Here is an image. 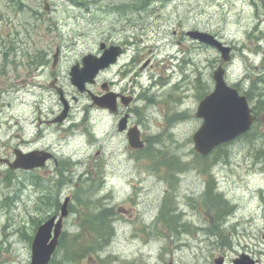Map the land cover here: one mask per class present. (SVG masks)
Masks as SVG:
<instances>
[{
    "label": "rangeland",
    "instance_id": "374dc122",
    "mask_svg": "<svg viewBox=\"0 0 264 264\" xmlns=\"http://www.w3.org/2000/svg\"><path fill=\"white\" fill-rule=\"evenodd\" d=\"M47 1L49 10L43 8L44 0H0V58L8 59L7 78L12 87L7 95L9 110L30 133L39 118H51L62 108L57 91L48 86L56 77L72 106L67 126H75L62 137L63 131L55 134L43 123L46 139L61 153L58 160L35 171L17 172L9 185L0 184V264H30L36 228L56 209L52 200L43 198L49 194L60 203L70 195L71 204L78 209L69 208L64 218L67 239L87 233L79 225L80 214L86 209L77 206V199L90 200V207H110L115 214L114 234L99 256L94 253L77 263L64 261V250L57 246L51 264H166L168 260L173 264H213L217 246L225 239L195 229L208 227L202 207L208 174L195 165L197 153L191 136L201 123L195 116L198 101L213 89L212 72L221 59L214 48L188 40L185 31H207L234 46L225 79L240 91L249 92L253 85L261 92L262 98L250 96L249 105L254 108L259 99L264 100V81L252 83L264 79L262 2L155 0L141 9L125 10L119 8L122 0ZM120 39L130 40L128 50L97 79L117 80V70L132 56L151 58L153 67L139 71L132 85L143 95L136 102L139 114L133 119L141 121L140 129L151 138L141 154L130 152L126 138L114 132V118L90 107L87 96L78 93L68 74L83 55H98L101 41ZM56 49L58 58L52 68ZM45 60L48 62L41 63ZM158 78L161 83L151 86ZM257 118L249 138L239 137L221 147L219 154L228 157L211 163L210 173L216 190L235 205L221 225L223 232L234 234L231 245L236 251L264 264V162L251 155L264 154V120ZM171 154L192 166L172 178L173 186L166 165L152 166L154 159ZM62 160L73 164L60 165L68 180L58 186ZM164 198L172 199L176 209L170 214L177 215L179 223H188L189 229L180 225V234L169 235L172 232L158 217ZM213 243L215 247L206 252L205 244ZM198 245L206 252L201 256L196 254ZM225 255L229 264L234 255Z\"/></svg>",
    "mask_w": 264,
    "mask_h": 264
},
{
    "label": "water",
    "instance_id": "95a60500",
    "mask_svg": "<svg viewBox=\"0 0 264 264\" xmlns=\"http://www.w3.org/2000/svg\"><path fill=\"white\" fill-rule=\"evenodd\" d=\"M187 34L193 39H198L217 48L223 62L230 60L231 48L223 45L213 35L199 30H190ZM118 53L119 50L115 46H110L104 50L100 57L92 54L84 55L82 57V67H79V64L71 67L70 79L72 84L80 91H83L85 83L94 82V77L98 71L115 61ZM212 77L214 88L197 105L195 115L201 118L202 122L192 135L193 148L202 156L207 155L216 146L229 142L247 132L255 119L246 96L240 94L236 88L226 83L222 66L213 71ZM90 96L94 104L98 106L105 105L109 109L114 110L115 99L107 98L104 101L103 98L92 93H90ZM65 111L59 119H62ZM125 122L126 117L120 122L119 129L125 127ZM128 140L130 146L134 148H141L143 145V142L139 139V131L136 127L129 129ZM50 156V154H40L37 151L19 155L13 167L25 169L40 167L45 164V161ZM68 202L69 197H66L61 206L60 217L56 222V216H52L38 226L31 244V264H47L49 261L58 243V237L62 229V217L67 215ZM248 258L247 255L241 256L234 263L255 264L252 259ZM216 263L220 264L221 259H216Z\"/></svg>",
    "mask_w": 264,
    "mask_h": 264
},
{
    "label": "flooded vegetation",
    "instance_id": "af4514ba",
    "mask_svg": "<svg viewBox=\"0 0 264 264\" xmlns=\"http://www.w3.org/2000/svg\"><path fill=\"white\" fill-rule=\"evenodd\" d=\"M109 44L120 45L122 47L121 57H123L126 51L128 50V46L131 44V42L130 40L120 39L117 41H113V40L109 41L108 45ZM140 61H141V57L132 56L129 60L125 61V64L122 65L117 70L116 72L117 80L97 79L94 84L87 86L93 93L98 94L103 98L108 96L110 98L115 99L116 104L114 107V111H110L109 109L104 107L100 109L98 108L100 111L114 118L113 127L115 133L124 136L127 140V129L135 125L138 126L140 130V137L145 142L144 143L145 145L142 149H134L130 147L127 143L126 147L133 154H141L142 151L146 150L148 143L150 142L151 139L150 137L145 136L143 131L140 129L141 121L133 119L135 114H139V111L136 108V102L142 99L143 95L141 92L135 91L132 85L136 84L137 78L140 75L139 71L143 70L144 68L153 67L151 59L146 58L145 61L142 63V65L139 67V69L136 70V66L139 64ZM46 62H48V60L41 61V63H46ZM7 64H8V60L6 58L4 59L3 57H1L0 58V184L3 185H6V183H8V178H11L17 172H28L23 168L13 167L14 163L16 162V158L19 155H24L32 151H39L41 154H51L50 161L56 162L58 160V155L61 153L58 152L55 143H53L52 141H48L46 139V134L43 133V128H42L43 123L45 124V127H47L49 130H52L55 134H57L58 131H63L64 135L62 137L65 136L66 132H68V129L72 128V124L67 126L68 120L70 119L71 116V108H72V106L69 105L68 111L66 113V117L63 121L57 122L55 120L56 117L59 115L58 114L60 112L59 110V112L54 113L51 118H47L44 120L39 118V124H37V128H33L32 131L27 134L25 127L19 124L18 120L13 119V116H15V114H13L12 116L11 115L12 112L9 110V108L11 107V103L7 101V95L11 91L12 87L8 85V78H7L8 70L6 67ZM52 68H55V65H52ZM108 69L109 68L104 69L102 72ZM128 76H130L129 78H127L128 82L122 83L123 79ZM155 81L156 82H154V84L161 83L159 78ZM50 85L53 86L51 87L53 89L58 87L56 77H54L48 83L49 87ZM81 95L88 97L87 93H82ZM72 98L76 99V97L74 96H72ZM123 117H127V122H126L127 129L120 131L118 128L119 121ZM48 162L46 163V165L48 164ZM57 213L58 212L54 208V212L50 214V216ZM231 235H233L232 232L223 234V236H227V237H231ZM192 236H196V233H193ZM206 247L209 250L214 248V246L212 245H206ZM197 249L198 251L196 254H199L200 256L203 253L209 251L206 250V252H203L202 248L199 245L197 246ZM218 250H219L218 257H221L223 259V264H228L226 259L227 256L225 255L226 252L234 255L231 258L229 264H232V261L234 260V258H236V256H238L241 253H244L243 251H236L233 246L223 247ZM214 258H213V262L215 264ZM255 260L256 262L259 261V259L257 258ZM166 264H173V263L171 260H168L166 261Z\"/></svg>",
    "mask_w": 264,
    "mask_h": 264
},
{
    "label": "trees",
    "instance_id": "16d2710c",
    "mask_svg": "<svg viewBox=\"0 0 264 264\" xmlns=\"http://www.w3.org/2000/svg\"><path fill=\"white\" fill-rule=\"evenodd\" d=\"M264 6V0H260ZM255 92L252 93L254 95ZM246 95L248 96V92H246ZM263 105L260 102H257L255 107L253 108V112L256 116L255 123L258 122V116L261 115V110H263ZM254 129L257 127L256 125L252 126ZM252 129V128H251ZM251 129L249 132L244 134L246 138H249V135L251 134ZM253 130V129H252ZM257 136L253 131V137L254 140H256ZM251 139V140H252ZM249 141L252 145H254V141ZM221 147H219L216 151L217 154H210L209 156L201 157L196 155V167L203 173L208 174V179L206 180V187L207 191L203 193V197L205 201V210L212 218H215L218 223L223 221L227 214H229L233 210V206L220 194V193H213L211 191V188L216 185L215 179L210 174V168L211 163H215L219 160L227 159L228 154H219V150ZM259 154H251L252 157L256 160H260L261 158H264V154H262L260 151H258ZM155 154H150L149 156L153 157ZM154 159V158H152ZM151 159V160H152ZM154 163L152 166L157 167L160 165H166L167 167V173L170 176V185L173 186V179L176 177V174L180 173L183 170H186L189 166L188 162L182 160L180 157L176 156L175 154L169 155L167 158H162V160L154 159ZM161 167V166H160ZM84 191V190H83ZM91 201L88 199H77V206L83 207L86 209L85 212L81 213L80 215V222L79 225L88 232V236H85V234H79L82 236H79L78 234H75L73 237L68 238L65 236H61L59 240V246H61L64 250V258L70 261H73L74 263H77L78 261L91 257L94 253H97L102 249V247L108 243L109 236L112 234V227H111V220H112V211L109 207H90ZM227 204V205H226ZM56 207H59V201L56 202ZM231 207V208H230ZM73 211H78L77 207L71 205L70 207ZM174 209V203L172 202L171 198H165L160 212H159V219H164L166 222H168V218L166 219V216L168 217L169 212ZM224 210V212H223ZM171 222L169 228H175V231H177L175 227V220L173 216L170 218ZM106 234V236H105ZM82 237V239H81ZM79 238L81 240H79ZM223 243H226L223 242Z\"/></svg>",
    "mask_w": 264,
    "mask_h": 264
},
{
    "label": "bare ground",
    "instance_id": "6f19581e",
    "mask_svg": "<svg viewBox=\"0 0 264 264\" xmlns=\"http://www.w3.org/2000/svg\"><path fill=\"white\" fill-rule=\"evenodd\" d=\"M28 84V83H27ZM153 90H151V92H152ZM25 119V118H24ZM23 119V120H24ZM227 205V204H226ZM103 208V207H102ZM231 208V207H230ZM223 212H224V210H223ZM225 213V212H224ZM59 216V214H56V217H58ZM181 227L179 226V227H177L176 229H177V231H178V233L180 234V230L181 229H186V228H188L189 229V227L188 226H182V228L180 229ZM105 236H106V234H105Z\"/></svg>",
    "mask_w": 264,
    "mask_h": 264
}]
</instances>
